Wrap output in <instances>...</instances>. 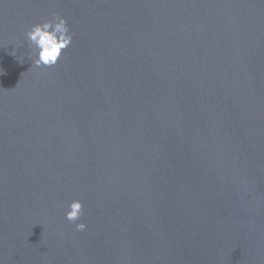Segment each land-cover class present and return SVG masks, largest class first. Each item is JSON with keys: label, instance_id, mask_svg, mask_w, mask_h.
<instances>
[{"label": "water", "instance_id": "water-1", "mask_svg": "<svg viewBox=\"0 0 264 264\" xmlns=\"http://www.w3.org/2000/svg\"><path fill=\"white\" fill-rule=\"evenodd\" d=\"M0 73L2 264H264V0H0Z\"/></svg>", "mask_w": 264, "mask_h": 264}, {"label": "clouds", "instance_id": "clouds-1", "mask_svg": "<svg viewBox=\"0 0 264 264\" xmlns=\"http://www.w3.org/2000/svg\"><path fill=\"white\" fill-rule=\"evenodd\" d=\"M26 40L31 49L29 58L33 61V66L53 67L58 63L63 50L71 46L73 36L70 34L67 21L54 14L52 20L33 25L26 33ZM12 55H16L15 50ZM82 212L83 204L79 200L72 201L65 212V219L75 223L77 231H84L87 227L85 223H76L80 220Z\"/></svg>", "mask_w": 264, "mask_h": 264}]
</instances>
